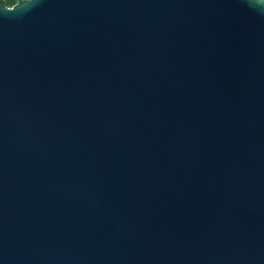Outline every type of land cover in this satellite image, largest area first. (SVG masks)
<instances>
[{
    "label": "water",
    "instance_id": "1",
    "mask_svg": "<svg viewBox=\"0 0 264 264\" xmlns=\"http://www.w3.org/2000/svg\"><path fill=\"white\" fill-rule=\"evenodd\" d=\"M0 264H264V0L0 4Z\"/></svg>",
    "mask_w": 264,
    "mask_h": 264
},
{
    "label": "trees",
    "instance_id": "2",
    "mask_svg": "<svg viewBox=\"0 0 264 264\" xmlns=\"http://www.w3.org/2000/svg\"><path fill=\"white\" fill-rule=\"evenodd\" d=\"M21 0H0V4H4L8 7H12L16 3L20 2Z\"/></svg>",
    "mask_w": 264,
    "mask_h": 264
}]
</instances>
